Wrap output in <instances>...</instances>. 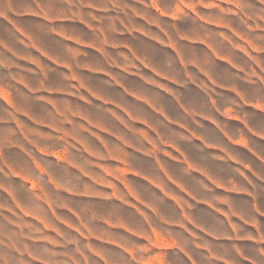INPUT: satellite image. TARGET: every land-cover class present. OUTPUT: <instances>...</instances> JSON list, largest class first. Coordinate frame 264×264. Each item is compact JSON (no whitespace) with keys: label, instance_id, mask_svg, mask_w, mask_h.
I'll return each instance as SVG.
<instances>
[{"label":"rangeland","instance_id":"rangeland-1","mask_svg":"<svg viewBox=\"0 0 264 264\" xmlns=\"http://www.w3.org/2000/svg\"><path fill=\"white\" fill-rule=\"evenodd\" d=\"M153 1L155 11L163 17L157 20L162 29L157 44L165 42L173 49L175 82L181 79V53L184 61L200 62L208 74L224 83L239 85L241 79L234 77V70L243 75L240 69L245 68L260 82L262 0ZM84 2L29 0V6L48 19L62 13L68 16L79 6L81 18L87 20ZM206 18L219 26L203 22ZM38 19L45 23L32 20L31 27L41 32L48 29L50 20ZM60 24L55 21L52 26L58 29ZM0 31L8 32L4 23H0ZM77 31L84 36L83 27ZM234 31L230 43L228 36ZM229 46L235 51L231 52L233 66L226 68L212 61V50L229 53ZM151 49L169 64L168 52H160L158 46ZM23 66V70L16 68L19 71H0V264H18L17 257H24L28 264H186L187 255L176 245L186 242L191 233L197 239L198 233L189 227L176 230L172 222H178L179 215L174 208L184 206L193 210L187 219L210 223L214 219L208 212L211 207L188 199L178 186L166 183L165 162L160 161L156 169L129 146L138 143L137 137L123 136L125 144L104 134L97 126L109 129L112 123L99 104L54 105L38 100V73ZM11 77L24 81L21 84ZM259 87L253 85V92L259 94ZM252 117L254 122L260 121L255 112ZM158 139L182 142L181 136ZM169 171L184 176L181 167ZM221 172L228 176L232 170L221 168ZM200 181L198 177L190 180L202 190ZM254 187L264 191L262 184ZM227 192L221 187L214 193L221 198L220 208L231 201ZM212 193L205 195L207 201Z\"/></svg>","mask_w":264,"mask_h":264},{"label":"crops","instance_id":"crops-1","mask_svg":"<svg viewBox=\"0 0 264 264\" xmlns=\"http://www.w3.org/2000/svg\"><path fill=\"white\" fill-rule=\"evenodd\" d=\"M124 1L120 6L116 0H85L88 19L83 20L79 6L68 16L62 13L48 19L36 7L30 10L29 0H5L0 5V23L8 32L0 31V71H19L34 64L30 67L38 73L36 98L41 102L99 104L112 123L109 129L97 126L104 134L125 144L123 136L137 137L138 143L129 146L156 169L163 160L166 183L211 207L210 223L187 219L193 210L184 206L174 208L179 215V221L172 222L176 230L189 227L198 233L197 239L191 233L186 242L176 245L187 255L186 264H264V191L254 189L256 184L264 185V61L260 82L246 68L240 69L243 75L234 70V77L241 79L237 85L208 74L200 62L184 61L181 53V79L175 82L173 49L165 42L157 44L162 34L157 20L163 17L155 11L154 1ZM38 18L50 20L48 29L31 27ZM202 20L219 26L208 18ZM55 21L61 23L58 29L52 26ZM78 27L84 28V36L78 35ZM235 35L229 33V42ZM151 46L168 52L169 64ZM231 48L229 53L212 50V61L233 66ZM255 84L260 86L259 94L252 90ZM55 110L61 114L60 108ZM253 112L259 122H254ZM161 136H181L182 142L162 141ZM174 167H181L184 176L169 171ZM221 168L232 172L227 176ZM196 177L202 190L191 185ZM221 187L228 189L226 198L231 200L224 208L218 206L220 196L214 195ZM210 190L211 203L205 197ZM16 259L18 264H28L24 257Z\"/></svg>","mask_w":264,"mask_h":264}]
</instances>
